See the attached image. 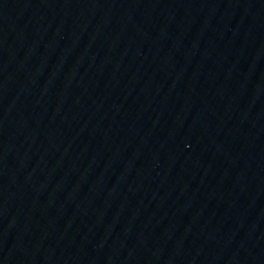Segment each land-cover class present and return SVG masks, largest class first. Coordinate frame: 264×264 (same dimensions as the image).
Instances as JSON below:
<instances>
[{
	"label": "water",
	"instance_id": "water-1",
	"mask_svg": "<svg viewBox=\"0 0 264 264\" xmlns=\"http://www.w3.org/2000/svg\"><path fill=\"white\" fill-rule=\"evenodd\" d=\"M0 235L264 264V0H0Z\"/></svg>",
	"mask_w": 264,
	"mask_h": 264
}]
</instances>
